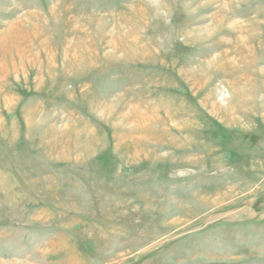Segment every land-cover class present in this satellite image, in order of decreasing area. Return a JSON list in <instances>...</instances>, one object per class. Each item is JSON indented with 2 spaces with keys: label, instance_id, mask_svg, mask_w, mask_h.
Segmentation results:
<instances>
[{
  "label": "rangeland",
  "instance_id": "1",
  "mask_svg": "<svg viewBox=\"0 0 264 264\" xmlns=\"http://www.w3.org/2000/svg\"><path fill=\"white\" fill-rule=\"evenodd\" d=\"M0 264H264V0H0Z\"/></svg>",
  "mask_w": 264,
  "mask_h": 264
}]
</instances>
